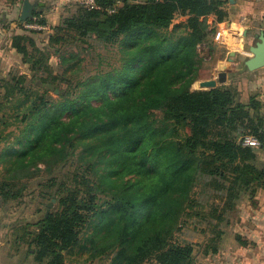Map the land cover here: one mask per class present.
Returning <instances> with one entry per match:
<instances>
[{
    "label": "trees",
    "instance_id": "obj_1",
    "mask_svg": "<svg viewBox=\"0 0 264 264\" xmlns=\"http://www.w3.org/2000/svg\"><path fill=\"white\" fill-rule=\"evenodd\" d=\"M95 2L97 8L61 20L48 44L61 42L66 31L93 36L117 45L118 65L73 81L66 69L53 71L49 51L32 36L11 37L22 57L0 76V136L10 127L18 132L1 139L13 136L1 150L6 177L0 202L21 196L15 181L31 167L43 163L50 171L81 148L83 166L61 184L57 208L42 216L27 241L34 264H64L63 252L93 220L91 246L109 253V264H193V245L177 233L193 206L194 188L201 183L220 199L208 214L213 253L226 215L264 191L260 102H237L231 86L192 89L205 61L201 47L210 53L214 25L227 19L226 1ZM176 16L184 20L169 29ZM36 22L45 23L43 17ZM246 136L259 146L244 145Z\"/></svg>",
    "mask_w": 264,
    "mask_h": 264
},
{
    "label": "rangeland",
    "instance_id": "obj_2",
    "mask_svg": "<svg viewBox=\"0 0 264 264\" xmlns=\"http://www.w3.org/2000/svg\"><path fill=\"white\" fill-rule=\"evenodd\" d=\"M22 1L0 0V19L7 20L13 15L17 18L20 13L18 9L15 13L13 12V5L17 3L20 5ZM32 1L34 4L33 13L36 16L29 22H36L42 19L41 13L43 9L53 7L57 2L59 4V0ZM80 9H83V7L77 1H70L64 4L60 22L63 19L77 15ZM182 20L184 18L176 16L169 29H172L174 25ZM53 32L52 30L51 34ZM65 33L67 35H64V39L52 46H49L46 35L35 39L38 47L49 51V64L55 73H61L66 69L67 77L75 81L79 75L89 76L96 73L99 69L106 70L112 65L119 64L117 45L104 44L99 40H95L93 36L81 37L68 31ZM206 52V48L202 46L201 54L207 58ZM72 54H74V57H72ZM62 56L67 60L63 61ZM22 70V68H18V71ZM209 70L210 61H204L199 78L193 83L192 89L205 88L199 82L203 81L201 77L209 75ZM64 86V83L59 84L60 88ZM50 96L54 99L58 98L53 92L50 93ZM156 116L160 119L162 118L161 113L157 112ZM12 130L15 133L18 132L15 127H10L0 136V180L6 177L1 150L4 146L13 142V136L11 135L6 140L1 139L4 138L8 131ZM81 153V148H78L74 155L68 157L65 161L52 165L50 171L43 163H38L35 167H31L32 170L29 173L15 181L17 188L22 187L21 196L16 200L0 202V218L6 224L8 223L10 227L2 238L4 243L1 245V249L15 254V257L9 261L10 264H34L32 256L28 252L27 241L32 237V233L36 229V223L42 216L57 208L59 196L57 192L63 182L70 183L74 170L83 164L80 159ZM192 199H194L193 206L188 209V215L181 221L177 238L186 240L193 245V264H216V253L211 252V248L215 246V237H213L212 221L209 219L208 214L212 208L216 207L217 209L220 199L214 196L210 189L204 188L201 183L194 188ZM233 216L234 212H229L226 215L227 221L230 222ZM96 221L93 220L86 225L79 234L76 244L63 252L64 264H109L111 255L101 252L102 249L99 247L94 250L91 246L96 232ZM216 230L218 229L216 228ZM23 232L27 233L24 240L19 239ZM211 238L213 239L211 240ZM93 253L98 255L93 258ZM146 264H153V261L149 260Z\"/></svg>",
    "mask_w": 264,
    "mask_h": 264
},
{
    "label": "crops",
    "instance_id": "obj_3",
    "mask_svg": "<svg viewBox=\"0 0 264 264\" xmlns=\"http://www.w3.org/2000/svg\"><path fill=\"white\" fill-rule=\"evenodd\" d=\"M23 1L13 5L14 13L17 9L21 12ZM70 1L76 0H59V4L43 9L45 23L40 31L23 32L15 15L0 19V76L21 64L22 55L11 46L12 35L26 34L34 40L46 35L47 40L60 23L64 4ZM225 1L228 16L214 25L215 32L209 40L210 53L204 46L208 55L205 62L210 61V70L199 84L205 86L204 89L231 86L236 89V101L241 103L254 97L260 102V113L264 117V66L248 71L244 65L251 56L248 47L254 44L260 31L264 32V0ZM212 21L213 17L209 16L208 23ZM258 153L264 161V151L259 149ZM233 212L230 222L221 223L223 233L215 255L216 264H264V191L259 189L253 196L243 198ZM8 228V223L0 218V264H10L15 257L14 253L1 249Z\"/></svg>",
    "mask_w": 264,
    "mask_h": 264
},
{
    "label": "water",
    "instance_id": "obj_4",
    "mask_svg": "<svg viewBox=\"0 0 264 264\" xmlns=\"http://www.w3.org/2000/svg\"><path fill=\"white\" fill-rule=\"evenodd\" d=\"M34 4L29 0H24L19 15L22 22L27 21L33 16ZM256 41L248 47L251 56L244 61L248 71H254L264 66V32L260 31L256 36Z\"/></svg>",
    "mask_w": 264,
    "mask_h": 264
},
{
    "label": "built area",
    "instance_id": "obj_5",
    "mask_svg": "<svg viewBox=\"0 0 264 264\" xmlns=\"http://www.w3.org/2000/svg\"><path fill=\"white\" fill-rule=\"evenodd\" d=\"M82 7L86 8V9H93V8H97L96 2L95 0H76ZM119 4V2H118ZM115 6H113L111 9H109L110 12H114L115 11ZM19 27L22 28V30L24 31H40L41 29H43V26L36 23V22H20L18 23ZM243 144L253 147V148H257L259 146L258 141L251 137V136H246L243 139Z\"/></svg>",
    "mask_w": 264,
    "mask_h": 264
}]
</instances>
